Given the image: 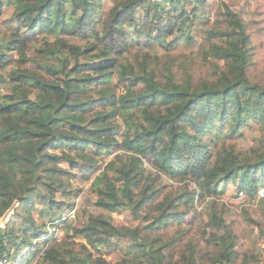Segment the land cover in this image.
<instances>
[{
  "label": "trees",
  "instance_id": "1",
  "mask_svg": "<svg viewBox=\"0 0 264 264\" xmlns=\"http://www.w3.org/2000/svg\"><path fill=\"white\" fill-rule=\"evenodd\" d=\"M10 3L13 28L1 18L0 0V218L18 203L0 229V258L264 264V245L250 244L256 219L247 206L237 212L222 200L242 193L250 201L264 185V78L251 70L241 13L223 1L211 19L208 0H118L107 8L103 0ZM197 23L199 57L213 70L195 79L184 61L175 67L169 51L181 39L193 43ZM156 46L166 51L163 60L151 59ZM253 124L258 136L239 148ZM123 129L131 136L120 141ZM76 170L94 173V206L47 243L44 217L58 222L74 208ZM196 201H208L206 214ZM125 210L140 223H116L112 213ZM121 237L128 242L113 262L102 248ZM256 243H264V227ZM38 254L42 260L32 262Z\"/></svg>",
  "mask_w": 264,
  "mask_h": 264
},
{
  "label": "rangeland",
  "instance_id": "2",
  "mask_svg": "<svg viewBox=\"0 0 264 264\" xmlns=\"http://www.w3.org/2000/svg\"><path fill=\"white\" fill-rule=\"evenodd\" d=\"M11 0H4L3 5V14L1 16L3 22L8 25L10 28H13V25L10 24V14L12 12V4L10 3ZM118 0H103L104 8L109 7L113 3L117 2ZM209 3L212 5L213 11L211 14V19H213L216 15V11L222 7L223 1L227 2L232 8L239 11L243 17V20L247 23L248 31L250 33V41L252 47V71L264 78V0H208ZM203 25L197 23L191 27V34L193 35L194 42L188 43L184 39L179 40V42L169 51L176 57L175 60V67H179L180 61H184L188 68H190L193 77L195 79L199 78L202 75H210L212 73L213 67L208 62L203 61L198 54V46L203 38V32L201 31ZM170 39V38H169ZM151 59H153L154 55L159 57V60H163L165 57L166 51L162 49L160 46H156L155 48L150 50ZM10 82L6 79L2 82V87L9 86ZM134 109H129V112H132ZM118 121H120L118 119ZM259 131L255 124L251 128H245L243 134L237 139L238 147L241 149H245L250 147L253 143L254 139L258 136ZM125 136H131V132L127 129H123V132L118 135L120 141H123ZM208 136L205 138L207 139ZM213 148V145L211 146ZM111 155L101 157L103 160H108ZM77 176L72 179V183L75 186L80 187V192L78 195L73 197L74 208L71 211H68L63 220L58 222L54 221L53 223L48 220V216H45L46 229L49 230V237L47 238V243H51L54 240H58L63 235V227L66 223H71L72 225H79L81 221L86 218V214L83 213L85 208L93 207V203L90 200L91 191H90V183L92 181L94 173H89L86 177L83 176L81 171L76 170ZM169 181H171L168 178ZM173 182V181H171ZM238 182L233 184H229V189H234L237 186ZM191 187L195 185L193 183L190 184ZM264 188V185H261L258 189ZM231 190V192L233 191ZM258 191V190H257ZM92 197V196H91ZM258 194L256 193L255 197L247 200L244 194H239L235 196H231L227 194L223 197V201H230V207L240 212L243 206H247L249 209V213L252 215L254 219H256V226L254 225V229H251L250 234V244L255 245V247L263 246L264 243H256L258 232L262 227H264V207L261 209L257 208L258 205ZM264 198V197H263ZM209 200V198H207ZM17 201L5 212V214L0 218V229H4L7 220L10 218L11 214H13V207L17 205ZM195 210L199 213L206 214L208 209V201L199 203L196 201L195 203ZM113 217L116 223L118 224H127V225H135L140 223V220L134 218L127 210L122 212H113ZM34 217L39 218V215L36 211L33 212ZM65 218V219H64ZM225 218L228 222H230L231 217L228 214H225ZM3 220V223L1 221ZM197 219L195 220V222ZM234 231L241 235L240 233V226L233 225ZM242 232V231H241ZM37 238L34 239L36 241ZM43 240L40 242V250L44 246L42 243ZM118 244H113L111 247L102 248L103 255L111 261H117L119 255L122 252L121 247L125 246L128 242L126 238H119L117 241ZM209 251L212 253H216V248L214 245H209ZM40 254V253H39ZM37 255L32 258V262L36 261L37 259L42 260L40 255ZM8 264H14L13 261L8 260Z\"/></svg>",
  "mask_w": 264,
  "mask_h": 264
},
{
  "label": "built area",
  "instance_id": "3",
  "mask_svg": "<svg viewBox=\"0 0 264 264\" xmlns=\"http://www.w3.org/2000/svg\"><path fill=\"white\" fill-rule=\"evenodd\" d=\"M257 194H258L257 200H259L260 198H263L264 197V188L258 189ZM8 263H9L8 259L0 258V264H8Z\"/></svg>",
  "mask_w": 264,
  "mask_h": 264
}]
</instances>
